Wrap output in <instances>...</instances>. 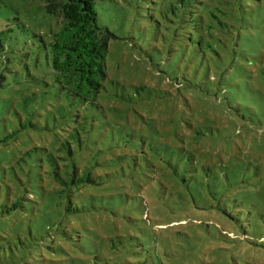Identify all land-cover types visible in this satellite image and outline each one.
<instances>
[{"label":"rangeland","instance_id":"1","mask_svg":"<svg viewBox=\"0 0 264 264\" xmlns=\"http://www.w3.org/2000/svg\"><path fill=\"white\" fill-rule=\"evenodd\" d=\"M189 2L98 0L107 81L80 103L54 80L60 17L0 0V264H264V0L212 39ZM72 162L97 183L70 204Z\"/></svg>","mask_w":264,"mask_h":264},{"label":"trees","instance_id":"2","mask_svg":"<svg viewBox=\"0 0 264 264\" xmlns=\"http://www.w3.org/2000/svg\"><path fill=\"white\" fill-rule=\"evenodd\" d=\"M98 0H43L47 14L59 16V29L52 34L49 43L51 49V65L54 80L60 85L66 97L74 102H93L94 98L105 87L107 81V53L109 41L114 34L98 22L95 9ZM184 2V0H178ZM188 3V16L193 25L202 24V39L215 38L214 22L216 19L224 31L229 28L234 20L244 18V3L241 0L234 2L227 0V6L233 5L229 11L216 8L222 16L214 10L212 0H191ZM219 4L226 6L224 3ZM206 19L208 21H206ZM225 19V20H223ZM223 32V31H221ZM225 33V32H223ZM221 35V34H219ZM217 35V41L221 37ZM206 46L210 49L211 42ZM211 52L218 56L219 53L211 48ZM3 86L0 83V87ZM63 171L56 172L55 178L59 184V192L68 203L74 201L75 191L85 184L97 183L87 168H79L72 162L65 163ZM60 168V167H59Z\"/></svg>","mask_w":264,"mask_h":264}]
</instances>
